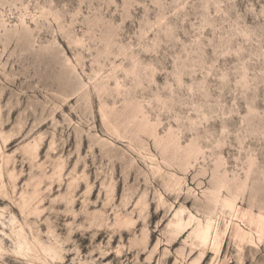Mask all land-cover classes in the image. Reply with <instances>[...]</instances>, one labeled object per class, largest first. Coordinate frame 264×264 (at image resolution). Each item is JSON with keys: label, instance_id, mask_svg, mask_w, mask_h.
Instances as JSON below:
<instances>
[{"label": "rangeland", "instance_id": "rangeland-1", "mask_svg": "<svg viewBox=\"0 0 264 264\" xmlns=\"http://www.w3.org/2000/svg\"><path fill=\"white\" fill-rule=\"evenodd\" d=\"M263 219L264 0H0V264H264Z\"/></svg>", "mask_w": 264, "mask_h": 264}, {"label": "bare ground", "instance_id": "bare-ground-1", "mask_svg": "<svg viewBox=\"0 0 264 264\" xmlns=\"http://www.w3.org/2000/svg\"><path fill=\"white\" fill-rule=\"evenodd\" d=\"M264 220V219H263ZM209 226V225H208ZM199 235L201 237V239L204 241V242H208L210 240V236H211V233H210V227H205V228H202L200 231H199ZM247 235V233L245 234Z\"/></svg>", "mask_w": 264, "mask_h": 264}]
</instances>
